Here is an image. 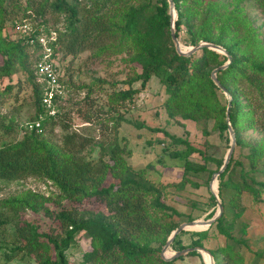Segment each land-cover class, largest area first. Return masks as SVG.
<instances>
[{
  "label": "trees",
  "instance_id": "16d2710c",
  "mask_svg": "<svg viewBox=\"0 0 264 264\" xmlns=\"http://www.w3.org/2000/svg\"><path fill=\"white\" fill-rule=\"evenodd\" d=\"M173 1L178 12L176 33L182 44L213 43L232 57L218 79L233 99L230 122L236 147L218 178L224 207L221 218L208 230L191 233L189 247L182 241L187 231L178 235L171 247L178 252L205 248L208 231L215 226L226 239L218 251L221 264H247L241 253L247 244L241 235L251 224L243 219L244 195L256 205H264V39L245 10L226 0ZM17 25H29L32 31L25 36L14 34ZM52 31L57 34L55 54H60L61 60L72 57L74 61L87 51L97 58L112 52L126 54L128 61L141 69L127 78L122 88L108 94L103 105L93 97V84L80 87L85 97L76 103V115L84 124L98 125L99 137L71 131L73 110L62 112L63 96L56 100V116L47 114L43 104L46 84L39 82L36 74L40 46L32 40L41 32ZM0 57V86L9 81L0 90V108L7 99L17 100L22 91L30 90L27 100L35 109L31 129L20 126L16 116L0 112V182L45 180L59 191L61 206L59 211L51 210L46 206L49 199L31 191L0 203V264H68L67 253L79 233L90 239L91 249L84 254L83 264H175L183 260L168 262L161 257L163 247L181 225L174 217L183 214L166 203L168 185L149 178L152 166L136 169L130 163L133 150L121 129L129 122L126 115L137 96L156 78L166 89L163 106L170 120L213 122V130L229 141L228 100L211 78L228 57L207 48L189 57L180 56L171 38L168 0H0ZM72 64L65 67L66 73ZM15 76H19L16 84ZM61 83L64 91L68 89L62 79ZM96 83L103 89L100 80ZM136 83L140 88L134 87ZM58 125L64 132L61 145L54 144L52 136ZM22 131L23 138L13 142V135ZM152 131L171 139L162 158L178 161L183 169V179L171 186L184 189L191 183L198 187L190 174L205 172L211 178L223 166V159L207 154L208 140L205 149H200L165 130ZM249 132L258 137L247 138ZM204 135L208 138L210 134L204 130ZM194 155L202 162L192 160ZM211 162L216 170L209 168ZM210 199L217 208L216 197L211 194ZM64 201L75 207L67 208ZM92 201L104 209L79 208ZM29 211H44L53 225L41 231L25 220ZM172 254L168 252L167 257ZM187 256L201 257L197 252ZM261 258L253 256L254 264H260Z\"/></svg>",
  "mask_w": 264,
  "mask_h": 264
},
{
  "label": "rangeland",
  "instance_id": "374dc122",
  "mask_svg": "<svg viewBox=\"0 0 264 264\" xmlns=\"http://www.w3.org/2000/svg\"><path fill=\"white\" fill-rule=\"evenodd\" d=\"M226 2L232 4L233 7L239 6L243 8L264 39V0H226ZM182 45L185 47V50L194 47L185 44ZM127 58L129 57L126 54L113 55L112 52H108L106 55L101 56V58H97L91 51H87L74 61H72V57L60 61L62 67V80L64 83H67L68 87L65 91L63 89V98L60 106L62 107V112L65 113L73 110L71 116V131L79 132L84 135L88 134L94 137L100 136L98 125L92 126L84 124L76 115V103L80 102L85 97V91L80 89V87L93 84L95 88L93 97L99 105L106 104L108 94H111L114 89L122 88L123 83L128 80L127 78L133 77L141 72L137 64L132 65V62H129ZM69 63L73 64L71 65V70L66 73L65 67H67ZM18 78L19 76H15L13 78V83L16 84ZM99 80L103 83V89L96 83ZM8 84L9 81L4 80L0 86V90H4ZM134 87L140 88V83H136ZM29 96L30 90H25L17 95V100H15V98L7 99L5 106L0 108V112L7 117L16 116V120L20 126L31 129L30 120L35 115V109L27 100ZM166 99V89L161 85L158 79L154 78L150 83V87L144 91L142 90L137 96L135 103L130 107V111L126 115L129 122L124 124L121 129V136L127 139L133 150L130 163L136 169H144L152 166L149 169V178L152 182L159 185H168L165 197L166 203L183 214L181 217H174V221L182 225L191 222L189 221V217L194 218V221L210 220L219 210L218 205L217 208H215L210 199V195L213 194L211 192V181L214 174L211 178L209 177V173L205 172L190 174L189 179L197 183L199 185L198 187H194L191 183H188L184 189H179L178 186H171V184L178 183L183 179V169L178 161L172 160L169 157L162 158V154H164L163 148L170 144L171 139L167 138L163 132H153L152 129L165 130L171 135L188 140L191 144L200 149H205L204 144L205 141L208 140L209 146H206L207 154L210 156L213 155L219 158V160L223 159L224 161L230 150V134L229 141L227 137H221L217 131L213 130V122L197 124L181 118L170 120L163 106ZM204 130L209 132L210 135L208 138L204 135ZM63 134L64 132L60 125L54 128L52 135L54 144L61 145ZM24 135L25 131L14 134L12 141L21 140ZM246 137L256 138L258 134L249 132ZM150 141H153V144L150 145ZM93 157L97 158L96 152ZM160 160H163V162H160ZM192 160L200 163L202 162L201 157L198 155H194ZM209 168L216 170L217 166L214 162H211ZM215 183L216 188L219 190V181L217 180ZM216 188L214 187L215 190ZM29 191L49 199L50 201L46 203V206L51 210H60L61 206H58L59 191L45 180L32 178L25 181L0 182V203L13 197L21 196ZM63 204H65L67 208L75 207V205L69 202L64 201ZM244 206L246 211L243 219L245 222H250L251 226L244 235H241V238L247 244V247L244 246L241 253L244 255V261L247 264H254L255 261H253V256H261L260 264H264V205H256L252 199L245 194ZM79 208H81V210L104 209L103 207L95 205L93 201L87 202ZM210 216L212 217L210 218ZM25 220L37 225L43 232L48 231L51 225H53V220L46 217L44 211H40L39 213L29 211L25 214ZM208 229L196 228L188 230L187 233L182 236L183 245L185 247L192 245L193 236L191 233ZM208 233V238L204 241V249L214 257L215 264H221L222 255L218 253V251L225 245L226 239L219 234L215 226H213ZM90 249V239L86 234H77L76 243L67 253V258L69 260L68 264H83V256L86 252L90 251ZM168 252L175 253L178 251L173 250L171 247ZM210 262V258L207 254L201 257H188L186 255L183 260H179L175 264H210ZM11 264L36 263L32 261L28 263L13 262Z\"/></svg>",
  "mask_w": 264,
  "mask_h": 264
},
{
  "label": "water",
  "instance_id": "95a60500",
  "mask_svg": "<svg viewBox=\"0 0 264 264\" xmlns=\"http://www.w3.org/2000/svg\"><path fill=\"white\" fill-rule=\"evenodd\" d=\"M168 2L170 5V15H171V38H172V41L175 45V49L180 56L189 57V56H192V55L198 53L200 50L207 48V49L222 53L228 57V61L223 66L217 68L216 70H214L212 72L211 78H212L213 82L215 83V85L227 96V99H228L227 122H228V126H229L231 145H230V150L228 151V153L226 155L223 166L221 167V169L217 173H215L213 175L212 181H211V192L216 197V200L218 203V208H219L217 214L212 219L207 220V221H193V222L184 223V224L180 225L179 228H177L172 233L170 238L168 239L166 245L164 246V248L162 250L161 257L163 260L170 262V261L177 260L181 257H184L190 253L197 252L201 256H203L204 254H207L210 258V261H211L210 264H215L214 257L204 248H199V247L188 248V249H185V250L180 251V252H175L170 257H167V253H168L169 249H171V246H172L174 240L177 238L178 235H180L181 233L188 231L190 229H196V228L208 229L221 218V216L224 212L223 203H222L220 196H219V190H218V188H216V190H214L213 185L215 184V181L218 180L219 176H221L225 172V170L227 169V167H228V165L232 159V156H233V153H234V150L236 147V134H235V131H234V129L231 125V122H230V114H231L233 99L231 97V94L227 91V89L219 81L218 73L229 67V65L232 62V57L223 47L216 45V44H213V43H208V42H201L199 45L194 46V47H190L188 50H185L184 49L185 47L179 41V39L177 37V33H176V21L178 20V12L176 10L175 3L173 0H168Z\"/></svg>",
  "mask_w": 264,
  "mask_h": 264
},
{
  "label": "built area",
  "instance_id": "2783aa9c",
  "mask_svg": "<svg viewBox=\"0 0 264 264\" xmlns=\"http://www.w3.org/2000/svg\"><path fill=\"white\" fill-rule=\"evenodd\" d=\"M31 31L32 27L29 25H17L13 29L14 34L22 36L30 34ZM35 42L40 46V61L36 67V74L38 75V81L46 84L43 104L48 116H56V100L63 96L64 89L61 83L62 67L60 61L62 56L55 54V50L58 49L56 44L57 34L54 31L50 34L41 32L40 35L36 36V39L32 40V43ZM36 128H40V123L36 124Z\"/></svg>",
  "mask_w": 264,
  "mask_h": 264
},
{
  "label": "bare ground",
  "instance_id": "6f19581e",
  "mask_svg": "<svg viewBox=\"0 0 264 264\" xmlns=\"http://www.w3.org/2000/svg\"><path fill=\"white\" fill-rule=\"evenodd\" d=\"M213 188H214V185H213ZM215 190V189H214ZM205 229V228H204Z\"/></svg>",
  "mask_w": 264,
  "mask_h": 264
}]
</instances>
